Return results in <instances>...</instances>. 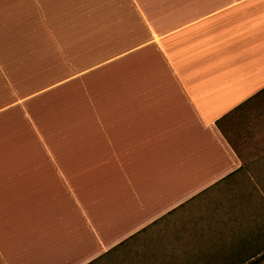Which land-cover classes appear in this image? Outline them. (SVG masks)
<instances>
[{"label": "crops", "instance_id": "0c3cea01", "mask_svg": "<svg viewBox=\"0 0 264 264\" xmlns=\"http://www.w3.org/2000/svg\"><path fill=\"white\" fill-rule=\"evenodd\" d=\"M142 4L59 68L0 38V264H90L241 167L218 125L264 90V0Z\"/></svg>", "mask_w": 264, "mask_h": 264}, {"label": "rangeland", "instance_id": "374dc122", "mask_svg": "<svg viewBox=\"0 0 264 264\" xmlns=\"http://www.w3.org/2000/svg\"><path fill=\"white\" fill-rule=\"evenodd\" d=\"M134 2L140 8L143 2L147 9L153 4V0H0V38L13 24L18 25L19 34L30 37L31 44L47 46L41 53L48 56L41 60L45 64L56 61L59 68L66 58L75 59L81 47L84 53L96 45L101 53L125 42L137 16ZM140 39L141 34L126 44ZM10 42L7 38L0 43L1 50ZM19 59V52L6 57L4 68L8 70V64H17ZM218 126L238 157L241 171L92 264H210L228 254L250 230L263 225L264 92Z\"/></svg>", "mask_w": 264, "mask_h": 264}, {"label": "trees", "instance_id": "16d2710c", "mask_svg": "<svg viewBox=\"0 0 264 264\" xmlns=\"http://www.w3.org/2000/svg\"><path fill=\"white\" fill-rule=\"evenodd\" d=\"M263 92L264 90L253 98L249 99L246 103L252 101ZM246 103L236 108L233 112L238 111ZM226 117H224V119ZM241 169V167L237 169L234 173L217 183L215 187L229 178H232L236 173L241 171ZM262 224L263 225L260 228L250 230L245 238H242L237 243L233 244L228 254H223L222 256L218 257L219 259L214 260L210 264H264V219Z\"/></svg>", "mask_w": 264, "mask_h": 264}]
</instances>
